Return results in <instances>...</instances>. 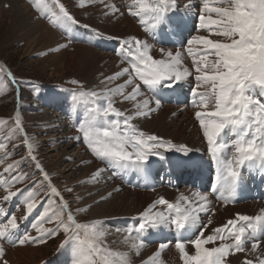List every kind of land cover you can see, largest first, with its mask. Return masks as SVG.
I'll list each match as a JSON object with an SVG mask.
<instances>
[{
    "label": "snow or ice",
    "instance_id": "6c2138e0",
    "mask_svg": "<svg viewBox=\"0 0 264 264\" xmlns=\"http://www.w3.org/2000/svg\"><path fill=\"white\" fill-rule=\"evenodd\" d=\"M97 2L105 4L106 16L124 15L119 7L106 3V0H80V4ZM34 7L54 27L67 33L69 42L77 38L74 29L79 21L61 0H34ZM183 7L186 15L191 13L194 16L198 30L209 34L214 32L225 40L193 35L181 40V48L160 47L156 58L152 54L155 45L147 39L138 36L122 39L118 54L123 57L121 62L127 60L129 66L106 77V80L112 82L127 78L123 83L102 91L85 92L82 86L74 90V102L96 105L90 110L91 119L81 123L78 131L94 159L105 165L93 173L96 178L108 169L121 174L147 172L151 157L163 160L164 153L172 150L187 155L190 149L186 145H175L157 135L146 134L132 121L148 117L161 106L160 97L165 90L175 91L186 78L194 76L195 84L190 87L192 106L200 109L195 112V118L202 129L207 153L216 165L211 193L216 194V200L227 205L235 202L243 179L242 169H258L264 179V0H202L198 5L185 0ZM180 9V0H131L126 11L138 19L145 33L155 39L163 26H169L173 33H182L186 21L179 17ZM192 9L196 11L193 13ZM196 23L193 28H196ZM82 27L100 35L90 25ZM185 51L191 57V69L185 66ZM209 56L214 59L209 60ZM70 83L79 85L80 82L72 80ZM129 87L131 91L126 92ZM116 96L133 102L131 114L114 106L113 98ZM100 100L106 101V106L101 107L97 103ZM209 106L211 110H208ZM100 117H103V123L98 125ZM4 123L6 121H0V124ZM15 128L23 131L19 113L15 117ZM23 143L30 159L35 162V168L43 174V181H33L31 188L13 190L15 184L25 183L31 176L21 170L23 159L9 163L4 173L15 174L10 179L0 178V185L6 193L2 201L9 203L13 198L21 197L26 207L22 220H27L41 203L40 192L35 185L47 182L50 194L59 197L60 204L53 207L49 196L48 206L43 207L32 223L37 233L35 236L21 233L16 215L9 216L5 208L0 207V217L6 218L0 219L2 264H8L3 259L6 244L13 247L43 244L61 232L64 240L59 247L62 250L70 248L71 264H133L131 253L140 254L150 230L156 233L174 230V235L171 241L160 242L158 250L144 264H164L159 258L173 243L182 264H227L231 254L249 251L246 245L250 241L251 253L256 254L260 248V236L264 234V209L256 216L237 213L235 218L211 228L210 234L205 235L213 223L211 216L216 208L208 194L196 191L192 196L180 194L175 202L160 196L138 215V223L125 230L124 242L129 251L113 252L103 244L106 234L103 223L77 222L68 202L51 184L49 174L32 154L33 143L26 136ZM4 148L5 145L0 143V149ZM3 162L0 158V164ZM72 191L68 189V192ZM76 211L86 212L87 208ZM45 223L53 226L44 227ZM244 264H264V256L258 254L255 261L246 259Z\"/></svg>",
    "mask_w": 264,
    "mask_h": 264
},
{
    "label": "rangeland",
    "instance_id": "374dc122",
    "mask_svg": "<svg viewBox=\"0 0 264 264\" xmlns=\"http://www.w3.org/2000/svg\"><path fill=\"white\" fill-rule=\"evenodd\" d=\"M21 1L31 9V12L36 16L38 20L45 22L52 31H55L57 32V34H60L64 40L66 39L65 42L67 46L69 44L68 47H70V51H73V48H71L72 46H83L102 55L112 56L115 59H118V61H120L122 65L128 67L129 66L128 61L125 60L122 63L121 61L123 60V57H121L118 54L121 48V40L126 39L128 37L126 35L120 36L113 34L114 27L117 26L119 28H124L126 21H129L135 26V28H138L140 32L145 36V38L149 41V43H152L148 34L145 33L143 26L138 22V19L133 18L127 14L126 8L127 5L131 3V0H106V3L115 4L117 7H119L121 11L124 12V15L116 14V15L106 16L104 15V13L107 11L105 4L100 2L94 4L90 3L92 4V7L98 12L97 17H95L94 19H92L93 15L87 9V5H86L87 3L81 5L80 0H76V1L61 0V2L64 3L67 9L70 11V14L73 15L77 21H79V25L75 26L74 29L77 38L71 42H69V36L67 33H65L62 29L54 27L49 22V19L47 17L41 15L36 10V8L34 7V0H21ZM196 1L197 0L193 2L197 5L200 4L199 2ZM180 3L182 8L185 2L184 0H180ZM82 6L85 8H83ZM8 8L9 5L7 3H3L0 5V10L4 12L3 14H0V121H6V123L0 124V143L5 145L4 149H0V158H3L4 160V162L0 164V178L10 179V176L14 175L15 173L12 174L4 173V168H6L9 163H14L15 161L23 159L25 162L21 165V170L24 173L29 174L31 176V179L25 181V183L15 184L13 186V190H15L16 188H21V189L26 187L31 188L33 185V181H43V174L35 168V162L30 159L28 149L23 143L25 136L31 142L29 134L30 133L36 134L35 135L36 138L38 137L37 141H40L38 142L39 145L36 151H38V153L44 157L45 156L48 157L50 151L52 150V147H50L51 142H49L51 139L54 138L53 141L59 143L60 153L62 152V146L64 145V142H68V138L66 137L64 139H60V135L57 134V131H55L57 128L43 127L44 125L42 122L46 121V117H44L43 113L44 114L47 113L48 116L57 115V117L61 118L63 122L67 125V127L71 130L72 134H75L76 137L77 136L81 137L80 140H77L76 145L80 146L85 152V154L89 156L96 164L104 168L105 165L102 162L94 159L93 155L87 149L86 145L82 141V133L78 131L81 123H87L91 119L92 113L90 110L93 107H96V105H93L91 103H84L82 101L74 102L73 92L75 89H78L83 84L80 82L79 85H72L70 83L72 79L62 80L60 78L50 76L51 74L50 69L46 70V65L42 63V57H43L42 54L37 55L36 53L33 52L31 53L29 51H26L25 48L26 46L24 42L15 41L14 37H12V26L10 22L12 17V12ZM181 14L186 16L185 13H181ZM110 18L111 21H109ZM93 20H95V22ZM84 23L87 25L89 23H92L93 25H90L91 28L99 32L100 35L97 36L93 32H90L88 29L82 27L83 25H85ZM196 26L198 28V23L196 24ZM168 27L169 26H163L164 30ZM168 32L169 29H166L165 33L167 34ZM196 35H205L208 36V38L210 39L213 37L212 39L221 40V41L225 40L224 37L217 36L214 32L212 34H209L207 31L197 30ZM184 54L186 56V60H188V65L190 66L191 69V57L187 56L186 51ZM88 56L89 55H87L86 57L88 58ZM211 59H214V57L209 56V60ZM79 68H81V66ZM190 80H191V86H194L195 84L194 76L190 77ZM185 81L186 82L188 81L187 78ZM86 84L82 86L83 91L90 92L91 90L89 89H93L92 91H99L93 88V85H95V83H91V81H87ZM199 91H203V89H199ZM97 103L101 107H104L106 106L107 102L104 100H100ZM56 106L58 107L56 108ZM161 107H166V106H163V104L161 103ZM167 107L171 108L170 109L171 111L172 109L174 110V108H176L170 106ZM182 109L184 111L188 110V112H190V114L193 115L190 117V120H192L195 123L198 132L201 134L199 122L195 118V112L200 109L194 108L192 106V101L189 106ZM208 110H211V106H209ZM17 113L20 114L21 128L23 129V131L15 128V117ZM149 117L150 115L148 117H142L140 122L135 124V122L132 121V123L135 125V127L138 130L143 131L146 134H149L147 133V131L137 127V124H140L142 121H147ZM178 117H181L180 112ZM110 118H114V117H110ZM102 123H103V117L98 118L97 124L99 125ZM172 127L173 129L175 128L174 126ZM191 131L192 130L189 129V132ZM229 139H231V137H229ZM201 141L203 145L202 146L199 145L198 147L202 148L204 146L203 147L204 149L203 148L201 149L202 153L195 150L197 146L195 149H192L190 148V146H187L190 149L187 155L172 150L164 153L165 158L163 160L159 159L158 157H151L150 164L154 162L160 163L161 161L165 162L166 160L169 161L171 159L174 160L176 159L177 161H181V160L188 161L191 160L190 158H198V157L200 159L206 157L210 159V155L207 153L206 150V141L204 137L201 139ZM172 143L175 145H181L179 144V141H177V143L174 142ZM34 153L35 150L33 151L32 154L35 155ZM67 153L69 154L67 155L70 156L71 153L70 150L67 151ZM51 155L54 156L49 158L50 162H54L57 160V158H59V157H55L56 153L52 152ZM62 160L63 159L60 160L61 161L60 165L55 168V172H63L64 175L55 176L54 179H51L52 180L51 184L54 187H56L58 191H60L64 200L68 202L69 209L76 216V214L78 213L76 210L78 208H83L80 207L79 204H76V202L74 201L76 197L75 194L79 192V189L77 187L74 188L75 184L72 183L74 182L73 180L72 182L67 183L64 178H66L65 176L67 174H68V178L70 177V179L76 180L77 178H76V174H73L72 176L69 175L70 173L67 172L68 168L65 167L68 164V162H64V160L63 161ZM153 171H155L154 173L157 175L160 174L161 172L160 171L158 173V168H154ZM105 172H107V174L112 178L114 182H117L121 187L128 190L140 191L137 189L138 187L142 189V185L145 186V183L149 184V179L145 178V183L141 185V182H144L143 178L138 173L139 178L137 179L136 176L134 175V172L136 171H128L126 173L121 174L112 169H108ZM146 179L148 182H146ZM133 182H138L137 184H135L136 185L135 188H132V186L129 185L132 184ZM58 183L62 186L64 185L66 186V184H69L70 186L72 185L74 189L70 193L66 188L60 189V187H58ZM125 184L128 187L125 186ZM150 184L154 185L157 184V182H155L154 179L152 178L150 180ZM35 187L40 192L39 198L41 203L40 205H38V208L34 210V213L28 217L27 220H22V218L26 215V207L23 204V199L21 197H16L13 198V200L9 203L3 202L2 197L6 193L4 191L3 185H0V207H4L5 210L8 212L9 216L11 214L16 215L17 223L20 225L21 233L27 232L33 236L37 235V233L32 228V223L34 222L35 218L39 215V212L42 211L43 207L48 206V199L49 196L51 195L50 189L47 186V182L38 183L35 185ZM160 187L167 189V187H162L161 185L160 186L158 185V186H152L153 189L152 191ZM171 190L180 192L183 189H181V187H178L177 189H171ZM152 191L149 192L148 190V192L145 193L151 194ZM51 199L53 201V207H57L60 204L59 197L51 195ZM79 213L80 216L79 217L76 216L77 222L90 224L91 222L96 221V220H92L89 217V215L85 212H79ZM137 217H125V219L123 220V224L125 226L123 225L121 227L122 228L121 230L124 232L128 227L138 223L136 222ZM0 219H6V218L0 217ZM52 226L53 225L51 224H47V223L44 224V227H52ZM146 238H148V236L145 237L146 240L145 244H147ZM63 240H64V236L63 233L61 232L57 236L48 239L43 244L25 245V247L34 248V250L36 248L39 250V253L41 254V256H43V260L39 261L38 256H35L34 258L35 261L38 260L36 262L37 264H52L53 262L55 263L56 260L59 261L58 264H64L63 261L65 260V256L67 257L65 263L71 264L70 248L66 247L65 249L62 250L59 247ZM158 244L159 243L155 241L152 242L151 245L157 246ZM151 245H149V247H152ZM5 247L10 249H17V250H19L20 248L19 246L13 247L7 244L5 245ZM23 252L28 254L27 251H23ZM61 255L62 256L65 255L64 259L62 257L57 258L58 256ZM60 259L63 260L61 261ZM0 264H2V261H0Z\"/></svg>",
    "mask_w": 264,
    "mask_h": 264
},
{
    "label": "bare ground",
    "instance_id": "6f19581e",
    "mask_svg": "<svg viewBox=\"0 0 264 264\" xmlns=\"http://www.w3.org/2000/svg\"><path fill=\"white\" fill-rule=\"evenodd\" d=\"M3 3H7L9 5L8 9L12 12V17L10 20L12 26V37H14L16 42H24L26 51L36 53L37 55L42 54V63L46 65V70L50 69V76L57 77L62 80H77L83 85L86 84L87 81H91V83H95L93 88L99 91L105 90L106 87L113 88L117 84L123 83L127 78L121 77L117 81H107L106 77L112 76L114 73L125 67L120 63V61H118V59H115L109 55H102L83 46H72L71 48H73V51H70V47H68L69 44L67 46L65 42L66 39L64 40L60 34L52 31L45 22L38 20L31 12V9L21 0H0V5ZM86 5L89 12L93 15L92 19L97 17L98 12L92 7V4L87 3ZM3 13L4 12L0 10V14ZM93 21L95 22V20ZM109 21H111V18ZM88 25L93 24L89 23ZM116 27H114L113 30V34L115 35H126L128 38L131 36H138L141 39H146L140 30L135 28V26L129 21H126L124 28ZM158 49L159 48L155 46L152 51V54L156 58H158ZM87 55H89L88 58L86 57ZM80 66L81 68H79ZM185 66L190 68L188 65V60H186V56ZM187 80L191 81L190 77L187 78ZM89 90L92 91L93 89ZM125 91L129 92L131 91V88L129 87L125 89ZM113 99L114 105L120 111H123L126 114L132 113L133 102L123 101L122 97L119 96H116ZM152 107L155 109L154 103ZM182 108L184 107H176L171 111V108L167 106H160L150 114V117L147 121H142L140 124H137V127L147 131L149 134H154L165 138L168 141L174 143L179 141V144L190 146L192 149H195L197 146L195 150L201 152V149L204 146L202 148H199L198 146L203 145L201 141L203 138L202 129L200 128V134L195 126V123L190 120V117L193 115H191L188 110L184 111ZM179 112L181 113V117H178ZM43 115L46 117V121L42 122L44 125L43 127L57 128L55 131H57V134L60 135V139H64L66 137L68 138V142H64L63 146L61 145L62 152L60 153L59 143L54 142V138L51 139L49 142H51L50 147H52V150L50 151L48 157H44L41 156L38 151H36L39 145L38 142H40L37 141L38 137L36 138L35 133H30V139L33 143V148L35 150L34 154L37 157V160L42 165L43 169L49 173L51 179H54L55 176L64 175L63 172H55V168L61 163L60 160L63 159L64 162H68V164L65 166L68 168L67 172L70 173V176L76 174L77 179L75 180L70 179V177L68 178V174L64 179L67 183L72 182L73 180L74 182L72 183L75 184L74 188L77 187L79 189V192L75 194L76 197L74 201L76 204H79L80 207L87 208L85 213H87L92 220L101 221L103 223V226L106 229V234L103 238V244L106 245L110 250H113V252L129 251L128 245L124 242L127 232H123L121 230V227L124 225L123 220L125 217H137L151 203H153V201H155L153 199H158L160 196H163L170 202H175L178 196L182 193L188 196H192L194 193V191L190 190L188 187H184V189L180 192L160 187L152 191L151 194H147L145 192H148L151 186H160V184L157 183L151 185L150 180L153 177L148 174L144 176L146 172H134V175L137 179L139 178L138 173L140 176H142L144 182H141V185L145 183V178L149 179V184L145 183V186L142 185L143 191L141 192L132 191L121 187L117 182H114L105 171L99 178H96L93 173L96 171V169L102 167L96 164L89 156H87L80 146L76 145V135L71 133V130L61 118L57 117V115L48 116L47 113H43ZM141 119L142 117H139L133 121L136 124L140 122ZM172 126L175 128L173 129ZM189 129L192 131L189 132ZM69 150L71 152L70 156H68L69 154L67 153ZM52 152L56 153L55 157H59L54 162L49 161V158L54 156L51 155ZM169 161L176 166L179 162L175 161L174 159ZM137 183L138 182H133L129 185H131L132 188H135V184ZM58 187H60V189H69L71 187V189H74L73 186H70L69 184L62 186L58 183ZM209 199L213 202L216 211L211 216L213 223L209 225L205 235L210 234L211 228L226 224V222L229 219H233L237 213L256 216L260 214L262 209H264L262 204L257 203H247L234 207L230 206L229 204H222V202L216 200V197L215 199H212L209 196ZM76 216L79 217L80 213L78 212ZM206 222L207 221L205 220V223ZM117 229L120 231H117ZM173 235L174 230L171 232L168 230H161L159 233L151 230L148 238H146L147 244H145L146 246L140 250V254L135 255V252L131 253L133 264H144V261L154 255L155 251L159 248V244L157 246H152V242H168L172 240ZM218 243L219 242H217V244ZM149 245L152 247H149ZM212 246L213 245H207V247ZM19 247V250L5 247L6 252L3 259H6L8 264H37L36 262L38 260L35 261V256H38L39 261L43 260V256H41L38 249L35 248L34 250V248L25 247V245ZM188 247L194 253V249H191L190 245ZM246 248L249 251L231 254L227 258V264H244L246 259H253L255 261L256 255L258 254L264 256V242L262 241H260V248L257 250L256 254L250 252L251 244L246 245ZM23 251H27L28 254ZM164 251L165 252L162 253L159 259L163 260L165 264H182V261L179 259V253L174 247V243ZM62 258L64 259V257ZM63 259L60 260L62 261ZM56 263L58 264L59 261L56 260L54 264Z\"/></svg>",
    "mask_w": 264,
    "mask_h": 264
}]
</instances>
